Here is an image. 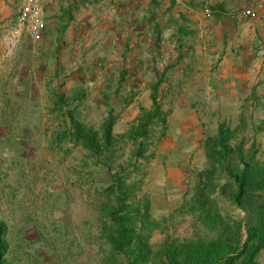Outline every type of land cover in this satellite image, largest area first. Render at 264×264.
<instances>
[{
  "label": "rangeland",
  "instance_id": "1",
  "mask_svg": "<svg viewBox=\"0 0 264 264\" xmlns=\"http://www.w3.org/2000/svg\"><path fill=\"white\" fill-rule=\"evenodd\" d=\"M18 9V3L11 5L3 33L12 38L17 31L26 48L34 41L20 30ZM6 46L3 53L10 48ZM15 75L0 69V220L8 228L10 264H113L102 236L101 210L116 199L106 192L120 186L132 207L143 209L149 201L148 264H171L167 247L213 235L203 222L201 206L232 218L243 216L220 192L223 179L207 159L205 141L225 121L235 129L232 144H243L264 161V108L253 111L247 106L235 124L233 109L223 112L204 105L191 110L187 124L181 125V119L171 117L174 94L157 91L142 101L140 92L99 93L94 96L100 101L86 97L76 107L53 111L40 105L43 94L31 91L25 77L16 85ZM29 93L38 101L26 100ZM111 116L112 142L106 150L96 153L76 140L79 123L101 141L102 126ZM140 125L146 134L135 137ZM259 262L264 264V250Z\"/></svg>",
  "mask_w": 264,
  "mask_h": 264
},
{
  "label": "crops",
  "instance_id": "2",
  "mask_svg": "<svg viewBox=\"0 0 264 264\" xmlns=\"http://www.w3.org/2000/svg\"><path fill=\"white\" fill-rule=\"evenodd\" d=\"M255 1L46 0L42 39L23 48L17 31L12 38L3 33L20 0H0V69L13 70L16 85L25 77L31 91L43 94L40 105L53 111L86 97L100 101L99 93L140 92L142 101L170 91L171 117L181 125L204 105L233 109L237 124L247 106L264 108V11L241 18ZM206 6L209 18L202 15ZM26 100L38 101L31 93Z\"/></svg>",
  "mask_w": 264,
  "mask_h": 264
},
{
  "label": "trees",
  "instance_id": "3",
  "mask_svg": "<svg viewBox=\"0 0 264 264\" xmlns=\"http://www.w3.org/2000/svg\"><path fill=\"white\" fill-rule=\"evenodd\" d=\"M153 103L158 107L156 95ZM114 118L102 126V140L97 133L76 123L75 138L96 153L111 145ZM138 134L145 135L139 126ZM235 129L225 121L218 123L216 133L205 141L206 156L223 183L220 192L230 203L243 212L240 218L224 216L218 209L211 211L201 206L203 222L213 232L212 236L175 242L165 250L171 264H260L264 250V161L247 152L243 144H232ZM134 137V136H133ZM139 151V156H141ZM109 189L114 202L102 206V236L112 251L113 264H148L151 261L149 244V201L143 209L127 203L122 187ZM214 191L217 185L213 186ZM111 193V194H110ZM244 228L246 237H244ZM8 228L0 220V264H10Z\"/></svg>",
  "mask_w": 264,
  "mask_h": 264
},
{
  "label": "built area",
  "instance_id": "4",
  "mask_svg": "<svg viewBox=\"0 0 264 264\" xmlns=\"http://www.w3.org/2000/svg\"><path fill=\"white\" fill-rule=\"evenodd\" d=\"M46 0H20L17 24L20 30L26 31L36 42L42 39L46 30L44 15ZM264 11V0H257L252 5L242 9V15L247 18L257 17ZM213 14L211 8L203 11V17L209 18Z\"/></svg>",
  "mask_w": 264,
  "mask_h": 264
}]
</instances>
